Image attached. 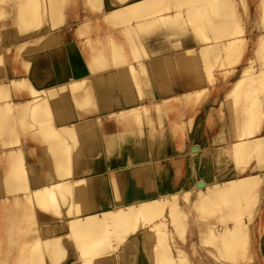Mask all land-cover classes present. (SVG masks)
Here are the masks:
<instances>
[{"label": "bare ground", "instance_id": "bare-ground-1", "mask_svg": "<svg viewBox=\"0 0 264 264\" xmlns=\"http://www.w3.org/2000/svg\"><path fill=\"white\" fill-rule=\"evenodd\" d=\"M0 58V264L45 250L64 264H264V0H17L0 16ZM211 88L223 126L185 143V175L168 180L165 117L179 128L176 102ZM224 204L235 209L186 228L187 210Z\"/></svg>", "mask_w": 264, "mask_h": 264}, {"label": "rangeland", "instance_id": "rangeland-1", "mask_svg": "<svg viewBox=\"0 0 264 264\" xmlns=\"http://www.w3.org/2000/svg\"><path fill=\"white\" fill-rule=\"evenodd\" d=\"M15 2H17V0H4V3L7 4V7L1 8L2 5L0 4V16H2L5 13H7L10 10L11 5L13 3H15ZM6 4L4 6H6ZM186 5L189 6L190 4L188 5V3H187ZM183 6H185V5H183ZM183 6H182V9H183ZM160 8H162V2H159L157 4H154L148 10V12L150 11L148 14H151V12H155L154 14H158V13H160V12H158L160 10ZM239 21L241 22V20H239ZM121 23H122V21H121ZM121 23H116V26L117 27L121 26ZM35 28H39V19L37 17L34 18V21L33 22L28 23L26 25V28L25 29L27 31H29V30L35 29ZM15 31H17V29H15ZM241 47H242V45L240 46V48ZM240 51H239V49L238 50L236 49L235 53H231L232 56H231L230 60L227 62V64H226L227 66L236 65V64L240 63L243 60V59L237 58V55L240 53ZM141 55H142V57H144V53H141ZM142 57L140 56L139 58H142ZM2 60H3V58L2 59L0 58V63H2L1 62ZM212 66L213 67L211 68V71H216L218 68H220V66L219 67L216 66V65H212ZM168 67L169 66H167V65L165 66V71H168L169 70V69H167ZM172 67L175 68V64H173ZM152 69L154 70V68H149V70H151V71H152ZM176 69H178L177 66H176ZM196 70H198V68ZM200 70H201V68H200ZM200 70H198V72H197L198 75L200 73L199 72ZM193 71H195V70H193ZM163 73H164V71H162V74ZM171 73L172 72L169 70V74H171ZM189 74H191V73H189ZM163 75H165V74H163ZM174 75L175 76H178L179 74H176V72H175ZM195 75H197V74H194L193 76L195 77ZM169 77H171V75H169ZM189 79H191V78L189 77ZM152 82L158 88V85L159 86L160 85H165V84L170 85V82H172V81L169 82L167 80H164L163 78H159L158 76H154ZM19 83L21 84L20 87H19L20 89H26L27 88V85H28V87L30 86L28 84L29 82H27L26 84L24 82H19ZM220 93H221V91H219V90L217 91V90L211 88L209 90V92L206 93V95L204 97L198 99L196 102H194V101H191V102H185V101L176 102L175 107H177V108H175V110L178 109V112H179V109H180V111H181V114H180V119L181 120L180 121H182V123L179 126V128H175L174 130H172V128H170V124L168 123L169 122L168 119H167L168 117H165L166 118V126L165 127L168 128V132L169 133L167 132V134H168V136L170 135L169 137H170L171 140H170L169 144H166L168 146H165L164 149H165V153L168 152L169 154H171V156L168 157L167 159L166 158H163V159H165V160H163L164 163L160 164L162 167H165V168H167L169 170V171H167L166 174H164L163 177L167 178L168 180H173V181L174 180H178L179 178L184 177L185 171H186V167H185L186 165L184 164L183 159H181V158L180 159H177L176 157H178L179 155H181L183 153V151H184L183 149L185 148V143L190 142V141H194V142H197L198 141L197 143H205V142H207L209 140V137H210V135L212 133H214L217 129H219L221 127V125L223 126L222 120H221V117H222L223 114L219 113V111H220V109L222 107H225L226 104L224 103V101H222V100L220 101L218 99V96H219ZM214 95L215 96L217 95V98ZM247 100H249L248 103H250V105H248V103L246 102ZM247 100L246 101H243V102H246V104H244L243 102L241 103V104L244 105L245 108L247 106H251V102L252 101L250 99H247ZM220 103H222V104L220 105ZM159 108H162V106H159ZM242 109H244L243 106H242ZM208 110H210V111L208 112ZM236 113H237V115H240L241 114L240 110L237 111ZM198 114L200 116H198ZM220 114H221V116H220ZM260 119H261V121L259 122V126L262 125V122H263V119L262 118H260ZM220 123H221V125H220ZM144 127H145V125H144ZM156 127H157V129H161V126L159 124H156ZM191 127H192V129H191ZM195 128H199V131H198L197 136L196 137H193L192 136L193 135V130ZM187 132H189V133L191 132L190 135H188ZM199 133H200V135H199ZM218 142L221 143L222 142V139H220L219 141H217L215 145H217ZM94 143L97 145V141H95ZM170 144H171V146H170ZM173 149H174V152H173ZM225 153H226V151L225 152H222L221 153V156L222 157L225 156L224 155ZM167 174H169V175H167ZM178 201H180L181 203H184V199L183 198L178 199ZM49 202H50L49 204H54L55 203V202H53L51 200ZM230 206L231 205H225L224 204V206L222 207L221 210H218V211L215 210L214 211V210L211 209V211H209V213H207L208 212V209H204L205 212L207 211L206 213L208 215H206L205 212L202 213V211H201V213L200 212L198 213V212L195 211V213L197 214V215L195 214V216H193L195 209L194 208L193 209H189V211L187 210V216H186V218H184V222H185L186 228H188V227L189 228L190 227H194L196 229L198 226L195 225L194 220L195 221L196 220H199L202 216H203V219H208L209 221L217 222L218 221L217 220L218 219V216H220L221 213L233 212V209H235V207L233 208L231 206V208H230ZM154 207H156V206L154 205L153 208ZM100 208L101 207H98V208H95V209L98 210ZM225 209H226V211H225ZM229 209H232V210H229ZM149 210L152 211V206L149 207ZM29 212H30L29 211V208L27 207V209L23 212V215L27 216ZM244 215L246 216L247 214L245 213ZM159 218H160V215L155 216V219H159ZM168 220H169V218H168ZM188 221H190V223H188ZM28 227L31 228L32 226L29 225L26 228H28ZM142 227H145V226H142ZM140 230H141V227L135 228V230H133V232L131 234H129L122 241H120L119 244H122L125 241L128 242L129 238L132 237L134 233H136L137 231H140ZM36 233L37 232H35V230L34 231H31L28 234V237L29 238L34 237L36 235ZM190 235L191 236H189L188 238H186V240H188L190 237H196V234L191 233ZM70 244H73L74 246H76V244H80V242H78L76 240H71V243ZM35 245L36 244H33V245L30 244L29 248L32 247V249L30 248V250H33L34 248H36ZM34 250H36V249H34ZM43 250H45V249H43ZM154 251L155 250H153V252ZM51 253H52L51 251H48V250L46 251L45 250V255H44V258H43V262L42 263L39 262V264H64L65 263L66 258H61V259H59L57 261H50V258L48 256H50ZM87 254L88 253L85 252V250H81V252L79 253V258L84 257ZM190 257H192V256H190ZM246 259H250V261L249 260H246ZM194 260H195V264H197L198 261L195 258H191V261H194ZM245 260H246L245 261L246 264H258L260 262V260L257 261V258L254 257L253 255H250L249 258L247 256V258H245ZM148 261L151 262L152 264H160V262H162V256H161V254H159L157 256H151V257L149 255ZM112 264H115V263H112ZM116 264H120V262H116Z\"/></svg>", "mask_w": 264, "mask_h": 264}, {"label": "crops", "instance_id": "crops-1", "mask_svg": "<svg viewBox=\"0 0 264 264\" xmlns=\"http://www.w3.org/2000/svg\"><path fill=\"white\" fill-rule=\"evenodd\" d=\"M68 34H67V36H68V38L70 37V33H69V31L67 32Z\"/></svg>", "mask_w": 264, "mask_h": 264}]
</instances>
